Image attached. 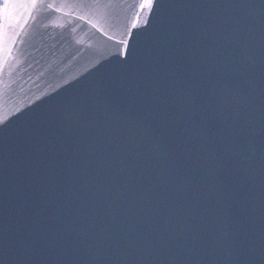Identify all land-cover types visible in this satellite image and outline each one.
<instances>
[{
    "label": "water",
    "instance_id": "water-1",
    "mask_svg": "<svg viewBox=\"0 0 264 264\" xmlns=\"http://www.w3.org/2000/svg\"><path fill=\"white\" fill-rule=\"evenodd\" d=\"M166 3L0 8V264H264V0Z\"/></svg>",
    "mask_w": 264,
    "mask_h": 264
},
{
    "label": "snow or ice",
    "instance_id": "snow-or-ice-1",
    "mask_svg": "<svg viewBox=\"0 0 264 264\" xmlns=\"http://www.w3.org/2000/svg\"><path fill=\"white\" fill-rule=\"evenodd\" d=\"M11 0H0V3H2L4 10H7V7ZM33 3L39 2V0H32ZM95 2L99 3L101 0H95ZM142 7L147 8L150 10L151 14L153 16L157 15V12L159 11L160 14H162L163 10L168 7V4L166 3V0H143V5ZM146 28L151 27V18L145 22ZM136 40V46L135 47H129L123 63H127V58L128 56L132 55H140L145 58V54L147 51V44L150 40H154L155 37L149 36L145 37L143 33L139 34L138 36L134 37ZM111 99L108 97L101 96L97 101L96 104L99 106H103L105 108H110L111 107ZM134 103V101H133ZM6 127V125H0V128Z\"/></svg>",
    "mask_w": 264,
    "mask_h": 264
},
{
    "label": "flooded vegetation",
    "instance_id": "flooded-vegetation-1",
    "mask_svg": "<svg viewBox=\"0 0 264 264\" xmlns=\"http://www.w3.org/2000/svg\"><path fill=\"white\" fill-rule=\"evenodd\" d=\"M2 6H3L2 3H0V8H1ZM1 25H2V24H1V21H0V27H1Z\"/></svg>",
    "mask_w": 264,
    "mask_h": 264
}]
</instances>
